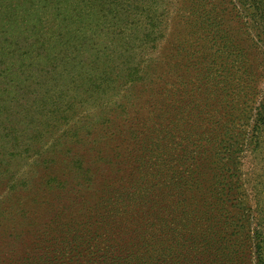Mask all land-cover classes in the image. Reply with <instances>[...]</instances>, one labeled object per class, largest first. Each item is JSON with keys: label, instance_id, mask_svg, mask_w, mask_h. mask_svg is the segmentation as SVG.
Masks as SVG:
<instances>
[{"label": "rangeland", "instance_id": "1", "mask_svg": "<svg viewBox=\"0 0 264 264\" xmlns=\"http://www.w3.org/2000/svg\"><path fill=\"white\" fill-rule=\"evenodd\" d=\"M222 1L217 32L189 28L184 0L139 2L108 31L100 12L59 16L66 46L95 34L100 87L84 75L92 61L50 74L42 51L14 41V81L0 78V264H52L54 237L91 210H188L185 264H259L258 247L264 262V25ZM146 125L158 137L135 174L121 154Z\"/></svg>", "mask_w": 264, "mask_h": 264}, {"label": "trees", "instance_id": "2", "mask_svg": "<svg viewBox=\"0 0 264 264\" xmlns=\"http://www.w3.org/2000/svg\"><path fill=\"white\" fill-rule=\"evenodd\" d=\"M17 1L0 0V65L4 68L0 71L1 80L14 81L13 64L6 65V62L10 61L14 54L13 47L17 46L14 45V41L22 40L24 46L20 48L28 49L31 54L43 52L46 57L45 67L50 74L59 67H63L64 70H68V67L76 68L78 55L86 61H92L84 75L89 76L90 81L98 87L109 75L106 67L103 69L104 73L100 71L99 75H93L96 60H93V51L87 48L93 46L95 34L83 33V41L76 46H66L62 44L61 33L55 32L56 29L61 31L58 26L56 27V22L61 18L59 16H63L68 10L76 12L89 9L96 13L100 12L104 16L103 29L108 31L120 24V21H128L133 11L140 14L139 9L134 7L136 4L139 2L145 4L144 0ZM221 1L184 0L179 11L182 17H186V21L191 23L192 27L189 28L195 29L198 26L195 30L199 32L205 26L216 27L217 32L221 16L227 12L224 1ZM240 2L246 10L251 11L254 24L264 25V0ZM227 3L236 11V4L232 0H227ZM239 13L241 12L238 11L235 15L237 23L243 25V17ZM67 20L68 18L64 17L60 21ZM26 31L32 35L24 34ZM77 32L79 30L76 28L73 33ZM66 73L75 79L72 71ZM83 87L85 86H80L79 94L84 91ZM89 91L87 88L84 93ZM4 93L12 95L9 89L4 90ZM3 98L4 94H0V102ZM98 105L95 107H99ZM260 112L259 122L264 125V113ZM147 127L148 130H144L143 133L130 134L122 150L123 163L131 162L132 173L135 174L137 162L143 159L142 154L149 152L148 147H145L148 146V140L158 137L149 131L152 126ZM86 131L91 133L90 129ZM115 147H112V151L116 150ZM121 189L118 187L116 190ZM98 191H101L100 188ZM102 192L106 193L103 189ZM112 200L116 202L117 199ZM190 217L188 210H91L81 220L76 217L72 223L65 225L60 234L54 237L52 242L57 246V250L52 264H178V259L179 264H185L186 259L193 253V249L186 250L188 245L194 243L187 236L189 227L195 224ZM209 219L213 228L215 223L218 228L224 224L221 218L216 221L213 215ZM256 252L259 264H264L261 248L258 247Z\"/></svg>", "mask_w": 264, "mask_h": 264}]
</instances>
